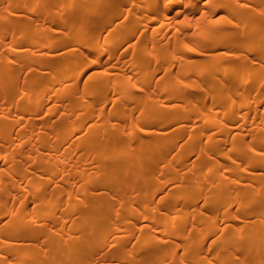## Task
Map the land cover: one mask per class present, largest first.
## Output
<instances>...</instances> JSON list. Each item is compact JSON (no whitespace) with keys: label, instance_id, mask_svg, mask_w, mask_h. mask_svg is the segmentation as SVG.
Masks as SVG:
<instances>
[{"label":"bare ground","instance_id":"6f19581e","mask_svg":"<svg viewBox=\"0 0 264 264\" xmlns=\"http://www.w3.org/2000/svg\"><path fill=\"white\" fill-rule=\"evenodd\" d=\"M0 264H264V0H0Z\"/></svg>","mask_w":264,"mask_h":264}]
</instances>
